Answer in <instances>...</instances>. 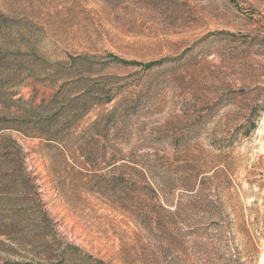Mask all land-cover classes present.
<instances>
[{"label":"rangeland","instance_id":"374dc122","mask_svg":"<svg viewBox=\"0 0 264 264\" xmlns=\"http://www.w3.org/2000/svg\"><path fill=\"white\" fill-rule=\"evenodd\" d=\"M0 19V264H264V0Z\"/></svg>","mask_w":264,"mask_h":264},{"label":"trees","instance_id":"16d2710c","mask_svg":"<svg viewBox=\"0 0 264 264\" xmlns=\"http://www.w3.org/2000/svg\"><path fill=\"white\" fill-rule=\"evenodd\" d=\"M1 22V19H0ZM110 102V101H109ZM97 124L94 123L89 129L95 127ZM8 128H4L3 130H6ZM1 132V131H0ZM88 131H86L83 135H81V138L84 137L85 134H87ZM5 133V132H4ZM3 133V134H4ZM56 138H50L48 141H55ZM4 144V147H2V144ZM0 147H2V150L0 149V168L1 169H8L12 168L15 171H24L25 168V161L21 155V148L19 144L14 140L11 136L8 135H2L0 136ZM12 150H18L20 152V155L13 154ZM23 181V179H22ZM192 192V189L189 190Z\"/></svg>","mask_w":264,"mask_h":264}]
</instances>
